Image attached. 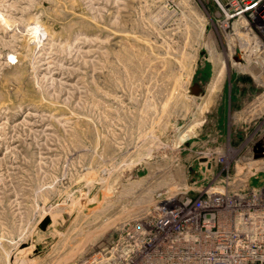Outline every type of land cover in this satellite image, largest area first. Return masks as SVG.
Instances as JSON below:
<instances>
[{"label":"rangeland","instance_id":"1","mask_svg":"<svg viewBox=\"0 0 264 264\" xmlns=\"http://www.w3.org/2000/svg\"><path fill=\"white\" fill-rule=\"evenodd\" d=\"M220 15L218 0H0V264H118L155 207L198 198L193 181L263 184L264 52Z\"/></svg>","mask_w":264,"mask_h":264},{"label":"built area","instance_id":"2","mask_svg":"<svg viewBox=\"0 0 264 264\" xmlns=\"http://www.w3.org/2000/svg\"><path fill=\"white\" fill-rule=\"evenodd\" d=\"M218 3L224 28L251 42L248 50L264 52V0ZM210 176L206 185L192 182L197 199L155 207L143 249L138 242L118 264H264V181L251 186L255 173Z\"/></svg>","mask_w":264,"mask_h":264},{"label":"water","instance_id":"3","mask_svg":"<svg viewBox=\"0 0 264 264\" xmlns=\"http://www.w3.org/2000/svg\"><path fill=\"white\" fill-rule=\"evenodd\" d=\"M261 145H258L257 148H255V153H256V157L259 158V157H262L264 155H261ZM49 223V219L46 220V222L43 224V229L47 226V224Z\"/></svg>","mask_w":264,"mask_h":264},{"label":"bare ground","instance_id":"4","mask_svg":"<svg viewBox=\"0 0 264 264\" xmlns=\"http://www.w3.org/2000/svg\"><path fill=\"white\" fill-rule=\"evenodd\" d=\"M242 58V57H241ZM241 61V60H240Z\"/></svg>","mask_w":264,"mask_h":264}]
</instances>
